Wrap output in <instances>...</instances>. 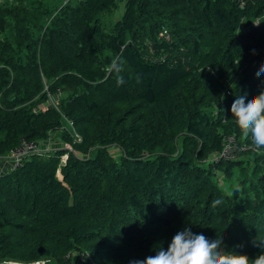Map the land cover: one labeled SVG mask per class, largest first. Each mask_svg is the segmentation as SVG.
I'll return each mask as SVG.
<instances>
[{"label":"trees","instance_id":"obj_1","mask_svg":"<svg viewBox=\"0 0 264 264\" xmlns=\"http://www.w3.org/2000/svg\"><path fill=\"white\" fill-rule=\"evenodd\" d=\"M117 5L0 0V161L22 138L67 147L0 171V264H129L184 227L254 258L264 147L232 104L264 91V0H124L105 18ZM226 134L236 157L214 162Z\"/></svg>","mask_w":264,"mask_h":264},{"label":"clouds","instance_id":"obj_2","mask_svg":"<svg viewBox=\"0 0 264 264\" xmlns=\"http://www.w3.org/2000/svg\"><path fill=\"white\" fill-rule=\"evenodd\" d=\"M257 70L264 72V64L259 65ZM232 106L239 114L245 134L256 146L264 147V91L250 95L248 89H240ZM222 239L217 234H211L207 228L193 230L184 227L175 233L166 249L159 246L155 255L130 260L129 264H264V241L255 242V246L262 251L250 258L247 254L225 251Z\"/></svg>","mask_w":264,"mask_h":264},{"label":"built area","instance_id":"obj_3","mask_svg":"<svg viewBox=\"0 0 264 264\" xmlns=\"http://www.w3.org/2000/svg\"><path fill=\"white\" fill-rule=\"evenodd\" d=\"M238 1L240 2V4L242 3V0H238ZM162 34L167 38L166 31H163ZM49 140L45 141L42 145H40L37 144L36 142L28 141L22 138L19 144L9 152L12 159H10V162H6L7 169H9L10 171H14L20 168L23 162V158L25 156L35 152H40V151L43 152L42 149L46 145L48 146ZM250 147L254 148V146L252 145ZM237 149H238V140L236 136L234 134H226L222 139V145L218 155L213 156L212 161L217 162L219 158L233 159L236 157ZM7 158L8 155L5 159ZM65 159L66 156L64 155L62 157V160Z\"/></svg>","mask_w":264,"mask_h":264},{"label":"rangeland","instance_id":"obj_4","mask_svg":"<svg viewBox=\"0 0 264 264\" xmlns=\"http://www.w3.org/2000/svg\"><path fill=\"white\" fill-rule=\"evenodd\" d=\"M67 1L68 0H59V3L64 4ZM123 2H124V0H118V5H117L115 11L110 16H106L105 18H107L110 21H114V20L120 18V16L122 15V12H123ZM49 142H51V143H49L48 146L46 145L42 149V151H47L50 149L51 150H59V149H62L63 147L67 148L62 142L60 143L58 140H56V138H52V140L50 139ZM49 145L51 147H49ZM10 159H12V157L10 154H8V158L6 160L0 161V170H6V168H5L7 165L6 162H10ZM10 264H13V263H10ZM15 264H17V263H15ZM33 264H43V261H36Z\"/></svg>","mask_w":264,"mask_h":264},{"label":"crops","instance_id":"obj_5","mask_svg":"<svg viewBox=\"0 0 264 264\" xmlns=\"http://www.w3.org/2000/svg\"><path fill=\"white\" fill-rule=\"evenodd\" d=\"M1 167H2V166H1ZM5 168L7 169V165H6V167H5ZM0 171H2V172H3L4 170H0Z\"/></svg>","mask_w":264,"mask_h":264},{"label":"bare ground","instance_id":"obj_6","mask_svg":"<svg viewBox=\"0 0 264 264\" xmlns=\"http://www.w3.org/2000/svg\"><path fill=\"white\" fill-rule=\"evenodd\" d=\"M28 140H29V139H28ZM30 140H31V139H30ZM208 163H209V162H208ZM33 263H34V262H33ZM33 263H32V264H33Z\"/></svg>","mask_w":264,"mask_h":264}]
</instances>
